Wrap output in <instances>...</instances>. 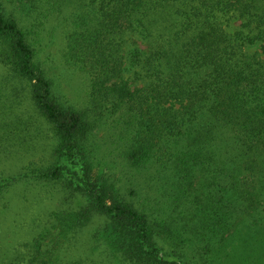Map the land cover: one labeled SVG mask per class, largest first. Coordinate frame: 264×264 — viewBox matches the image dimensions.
<instances>
[{"label":"trees","instance_id":"trees-1","mask_svg":"<svg viewBox=\"0 0 264 264\" xmlns=\"http://www.w3.org/2000/svg\"><path fill=\"white\" fill-rule=\"evenodd\" d=\"M65 11L80 106L39 56ZM0 62L57 138L53 161L2 178L0 198L30 178L79 202L54 213L27 264H57L53 248L96 215L127 264H264V0H0ZM113 153L125 187L95 174Z\"/></svg>","mask_w":264,"mask_h":264},{"label":"rangeland","instance_id":"rangeland-1","mask_svg":"<svg viewBox=\"0 0 264 264\" xmlns=\"http://www.w3.org/2000/svg\"><path fill=\"white\" fill-rule=\"evenodd\" d=\"M67 14L65 11L47 22L42 33L45 48L39 56L46 62L48 73L55 75L65 99L80 106L84 105L86 80L80 71L61 62L69 29ZM7 75L0 62V180L17 177L28 167L50 164L57 143L53 127L32 103L28 89L16 95L13 86H4ZM98 139L103 149L109 150L110 131H100ZM114 159L117 157L113 153L101 161L95 174L103 170L115 181L122 176L124 182L119 184L125 187L127 174L119 163L113 164ZM8 190L0 198V264H27L33 253L30 243L46 229L53 230L54 213L77 208L79 202L60 184L32 182L30 178L14 181ZM142 192L145 197L150 190L143 188ZM125 193L130 195L129 190ZM105 222V217L96 215L86 227L70 233L58 248H53L57 264H127L98 239L97 230ZM45 243L50 247V238Z\"/></svg>","mask_w":264,"mask_h":264}]
</instances>
